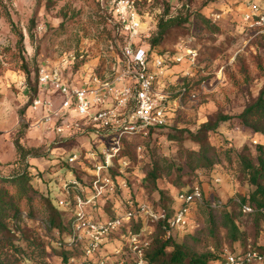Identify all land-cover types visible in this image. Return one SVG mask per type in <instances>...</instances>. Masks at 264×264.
Returning <instances> with one entry per match:
<instances>
[{"label":"rangeland","instance_id":"374dc122","mask_svg":"<svg viewBox=\"0 0 264 264\" xmlns=\"http://www.w3.org/2000/svg\"><path fill=\"white\" fill-rule=\"evenodd\" d=\"M242 3L243 0H137L143 17L144 44L157 36L161 20L176 18V25L154 45V54L179 49L198 52L193 64L186 59L171 65L162 88L174 94L173 98L179 88L188 84L198 96L193 101L182 99L174 106L171 126L147 140L130 138L133 146L143 143L145 148L138 154L131 147L135 160L131 163L130 187L119 202L131 196L168 212L173 210L179 189L199 185L203 201L192 205L186 227L170 234L188 255H218L224 248L264 242L263 222L255 214L244 213L240 206V197L250 189L242 171L241 156L254 158L256 146H264V137L245 130L237 118L222 123L209 138L216 162L213 167L202 169L194 168L198 157L192 152L198 151L199 145L188 134L196 132L218 112L239 115L264 88V40L243 30L239 16ZM6 12L24 34L22 50L16 46L17 35L6 19ZM213 14L220 17L213 20ZM202 16L212 21L202 22ZM122 43L123 36L96 0H0V170L11 168L16 160L14 139L22 129V142L43 154L29 159L31 171L37 174L32 180L34 186L44 194H51L55 204L64 198V186L72 179L68 174L71 166H78L77 163L65 166L70 152L102 145L105 139L82 130L66 140L52 126L42 124L41 109L32 106L21 64L35 72L32 78L35 74L38 78L41 66L58 68L61 60L70 62L74 56L75 63L64 70L69 81L80 84L90 71L113 80L124 70ZM153 168L157 170L156 180L147 178ZM227 215L242 232L237 241L226 227ZM45 221L43 211L37 212L31 221L42 236H48ZM147 224H143L147 233L151 232L147 236L155 234L163 240L169 236ZM50 236L55 240L56 233ZM120 244L116 239L109 243L110 264L118 258L112 252ZM52 248L49 262L64 264L55 242ZM171 250L172 247L168 248ZM213 264H219L218 260Z\"/></svg>","mask_w":264,"mask_h":264},{"label":"built area","instance_id":"2783aa9c","mask_svg":"<svg viewBox=\"0 0 264 264\" xmlns=\"http://www.w3.org/2000/svg\"><path fill=\"white\" fill-rule=\"evenodd\" d=\"M104 15L123 36L121 52L124 70L113 80L103 78L96 72L85 73L80 84L69 81L64 70L75 63L61 60L58 68L40 67L38 76L39 94L33 99V107L41 109L40 122L52 126L62 139H70L76 132L88 130L97 137L105 139L104 144L92 146L87 150L70 153L69 163L88 164L90 175L87 184L72 178L64 186L68 193L69 184L81 189L75 197L73 220L70 231L58 242L68 249L81 248L83 257L92 263L106 264L105 258L98 257L102 246L112 235L121 237V244L115 250L117 264L129 260L133 264H148L145 249L150 243L147 227L166 220L167 234L183 230L192 205L202 200L203 192L199 185L190 186L176 195L179 202L171 217L166 212L153 208L147 202H136L131 196L125 200L117 199L111 214L99 218L101 201L112 199L128 190V160L119 159L124 149L125 138L145 140L152 128L167 126L182 99L195 100L198 92L184 85L174 94L162 88L171 65L189 60L195 63L198 52L179 49L172 55H150L149 48L142 41V16L138 11L137 0H96ZM240 24L243 30L254 36L264 35V0H243L240 9ZM213 20L220 16L213 14ZM139 38V40H137ZM202 89H205L202 86ZM141 154L143 145L136 147ZM119 167H116V160ZM113 170H116L113 172ZM219 181V179H218ZM119 202V203H118ZM61 204L62 201H60ZM68 203H66L67 205ZM244 212H251L249 206ZM135 224L140 227L135 229ZM147 224V225H149ZM120 231V234H116ZM221 264H264V252L248 246L234 251L224 248ZM74 261V258H72Z\"/></svg>","mask_w":264,"mask_h":264},{"label":"trees","instance_id":"16d2710c","mask_svg":"<svg viewBox=\"0 0 264 264\" xmlns=\"http://www.w3.org/2000/svg\"><path fill=\"white\" fill-rule=\"evenodd\" d=\"M6 19L9 21L14 33L17 35L16 46L22 50L24 48L23 32L18 30L10 14L7 12ZM175 19L176 18H169L166 21L161 20L157 36L153 38L151 42L146 43L147 48H149L150 55H154V45L162 40L169 28L176 25L174 23ZM201 19L202 22L206 23L212 21L211 18H205L204 16H202ZM258 37L264 40V35H260ZM158 53L172 55L174 52L166 51ZM20 59L22 61L23 57L20 56ZM1 69L2 66L0 65V70ZM21 69L24 72L27 82L26 86L29 91L28 95L32 102L33 98L39 94V85L37 82L38 78L36 74L32 78L31 75L34 71L31 72L25 64H21ZM188 86L191 88L190 85ZM236 118L240 121L241 126L245 130L264 137V88L261 89L257 98L250 102L239 115L230 116L218 112L203 122L196 132L188 131L190 138L199 145V150L192 152V154L198 157L197 165L194 166V168L197 167L203 169L213 167L216 162L214 159L216 154L214 152V146L209 142L210 134L215 133L222 123ZM173 120L174 114L169 125L152 128L145 140L151 138L159 130L166 129L171 126ZM21 124L23 123L21 122ZM21 130L22 129L19 130L18 135L14 139V146L17 153L16 160L11 164V168H4L0 170V264H51L48 260V253L49 249H53V242H55L57 247L60 249L61 261L64 264L92 263V260H88L83 257L81 248L68 249L58 245V242L63 238V236L70 231L73 220L74 200L75 197L81 193V189L74 184H69L68 193L64 190L65 196H63L64 198L59 200L57 204L53 202L51 194L49 195L40 192L32 182L33 178H35L37 174L31 171L32 167L29 163V159L42 157L43 154L40 153V149L28 147L22 142L24 133L21 132ZM133 139H124V149L119 157V159H127L129 162L126 170L129 187L131 163L135 160L131 154ZM139 144H142L143 148H145L143 143ZM137 146L138 144L133 146L135 152ZM210 152H212V154H210ZM67 163L72 165V163L66 161L65 166L67 167ZM76 163L78 166H71V170L68 174L83 184H87L91 178L89 173L86 171L88 164ZM118 163L119 160L117 159L116 167H119ZM241 163L244 176L250 185L248 193L240 197L241 210L244 212V206L252 208L251 212L244 213L255 214L258 220L263 222L264 230V146L260 144L256 146V156L254 158L242 155ZM114 171L116 170H113V172ZM147 178L156 180L157 170L153 168L148 173ZM184 189L186 188L179 189L177 193L183 191ZM121 195L123 194L120 193L118 197L116 196L112 199H105L101 201L102 212H100L99 218L102 216L104 217V214H111L112 206L117 203V199H119ZM176 195L173 210L168 212L163 210L166 212L167 218L171 217L179 205ZM203 199L204 196L201 201H203ZM134 200L139 202L136 198H134ZM60 201H62L63 204H61ZM66 203L68 204L66 205ZM39 211H43L46 216L45 229L48 236L40 235L31 225V221L35 219L37 212ZM227 217L226 227L230 231L232 239L237 241L239 240L242 232L234 219L229 215H227ZM167 225L168 223L166 219L159 222L155 226L166 234ZM139 227L140 224H135V229ZM52 232L56 233V236L54 237L55 240L50 238ZM151 235L148 237L150 239V243L145 249V258L148 261V264H213V261L215 262L216 260H218L219 264L223 262V257L221 255L222 251L218 255L208 253L188 255L180 244L174 242L170 235L165 240L158 237L156 238L155 234H153L152 237ZM113 239H116V241H120L121 243L120 236L112 235L107 244L102 246L104 249L102 248L98 257H103L108 261V247L109 243L112 242ZM248 246L264 252V242L262 244H247L243 248ZM170 247H172V250L168 251V248ZM243 248L239 246L234 247L232 250L238 251ZM112 253L113 255L115 254V252ZM72 258H74V261H72ZM106 264L110 263L107 262ZM112 264L117 263L113 262ZM125 264H133V262L129 260Z\"/></svg>","mask_w":264,"mask_h":264}]
</instances>
